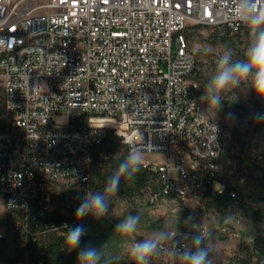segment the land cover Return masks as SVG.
<instances>
[{"label":"built area","instance_id":"2783aa9c","mask_svg":"<svg viewBox=\"0 0 264 264\" xmlns=\"http://www.w3.org/2000/svg\"><path fill=\"white\" fill-rule=\"evenodd\" d=\"M257 6L264 10V0ZM250 15L241 0H0L7 119L0 130V264H45L41 241L36 252L29 246L51 229L82 224L84 235L93 234L74 213L86 198L94 147L109 128L130 153L167 154L161 163L143 162L161 182L147 192L151 202L203 206L209 190L222 192L224 127L198 94L188 31H236ZM187 227L167 229L147 264L191 263L188 254L201 248L189 239L203 241L212 229L195 219ZM203 249L208 258L225 255L213 245ZM126 264H136L131 253Z\"/></svg>","mask_w":264,"mask_h":264},{"label":"rangeland","instance_id":"374dc122","mask_svg":"<svg viewBox=\"0 0 264 264\" xmlns=\"http://www.w3.org/2000/svg\"><path fill=\"white\" fill-rule=\"evenodd\" d=\"M188 33L190 45L197 54L198 66L202 68L206 77L210 76V79L216 74L219 61L225 53L231 57L229 63L242 61L246 59L245 53L254 40L249 27H245L239 33H232V37L226 40L222 38L224 30L215 35L213 28L208 25L196 26ZM220 95L221 102L218 107H211L207 99H202V102L208 113L224 127L225 143L228 148L224 172L236 175L243 171L246 178L251 180L256 176L264 178V173L258 168L263 164L261 152L264 151V117L260 114H264V100L252 91L251 77ZM228 99L243 106L246 113L237 115L226 111L224 102ZM0 108H4L2 96ZM138 153L140 162L161 163L167 158L166 153L159 151ZM249 162L253 165L251 169L247 168ZM247 204L244 206L237 201L233 206L220 212L208 207L205 202L203 206L193 205L184 199L169 198L151 202L147 191L132 199L116 198L107 203L108 209L102 217H95L94 235L96 249L100 255L98 262L126 264L134 241L157 242L167 229L187 230V221L195 219V223L211 227L212 233L203 241L189 239L190 245L196 248L213 245L225 252L224 256L213 258L212 264L225 261L241 247L253 250L250 261L264 264V201L249 198ZM2 209L3 199L0 197V211ZM129 215L140 217L137 230L129 235L117 232L116 225ZM1 220L0 218V228H3ZM223 226H229L230 232H222L220 229Z\"/></svg>","mask_w":264,"mask_h":264},{"label":"trees","instance_id":"16d2710c","mask_svg":"<svg viewBox=\"0 0 264 264\" xmlns=\"http://www.w3.org/2000/svg\"><path fill=\"white\" fill-rule=\"evenodd\" d=\"M196 27H190L191 30ZM213 34H217L224 30L223 40L232 37V33H239L248 25L241 27L239 30L233 31L226 25H212ZM189 36V33H188ZM194 78L198 81V94L201 99V95L205 92L209 82L211 81L210 76L206 77L203 74L202 68L198 66L194 75ZM0 96L4 98L2 91L0 90ZM202 100V99H201ZM225 110L242 115L246 110L244 107L235 102L232 99H228L224 102ZM224 113V112H223ZM78 122L84 121V119H78ZM7 125L5 109L0 108V130L5 129ZM226 137L224 139V150L219 157L221 167L219 170V181L223 185L222 192H212L209 190L205 197V203L208 207H212L217 211H224L230 206H233L237 201L240 204L247 206L249 198L264 201V178L253 177L251 179L246 178V173L240 171L239 173H227L224 172L226 167L225 159L228 156V148L226 147ZM130 154L129 146L123 141V137L114 132L113 129H107L104 139L96 144L93 151V164L91 167V173L89 181L85 184L83 189L84 193L90 196L95 195L99 192L104 196L106 203L116 199H132L138 194L145 191L155 190L161 186L158 172L152 169L149 165L144 166L143 162H140L139 171L135 172L134 175L129 178L128 173L121 174L119 190L115 194L106 193L104 191L106 185L110 181L111 177L116 174L119 169V165L127 160ZM261 158L263 164L258 168L264 173V151L261 152ZM229 166V165H228ZM253 165L249 162L247 168L251 169ZM131 171V168L129 169ZM232 191H235V195H232ZM72 209V208H70ZM73 210V209H72ZM75 214V213H74ZM65 218V217H64ZM89 222L93 234L83 235L80 240V245L73 251H68L65 246V232L67 228L62 230L51 229L45 233H40V240L32 242L29 246L31 252H36L39 247V241L45 250L43 259L45 264H76L77 254L80 248L85 247H97L94 230L96 228V218L94 215H86L83 217ZM52 219L55 221L56 218L53 215ZM76 219V218H75ZM82 219V218H81ZM77 220V219H76ZM79 223L81 222L80 220ZM45 226V225H43ZM76 225H70L74 227ZM4 241L0 239V254L5 252ZM253 250L248 247H241L234 251L232 255L228 256L225 261H219L218 264H250V257L253 255ZM213 258L207 257V264H212ZM98 264H102L98 262ZM258 264V261L255 263Z\"/></svg>","mask_w":264,"mask_h":264},{"label":"clouds","instance_id":"9594fccd","mask_svg":"<svg viewBox=\"0 0 264 264\" xmlns=\"http://www.w3.org/2000/svg\"><path fill=\"white\" fill-rule=\"evenodd\" d=\"M244 10L251 13L250 16H241L240 19L246 22L254 36L253 42L248 47L245 56L246 59L229 63L231 57L225 53L217 66L216 74L209 82L202 99H207L211 107H218L221 102V93L227 89L234 88L242 81L251 77L252 91L261 100H264V10L259 6L253 10L256 0H241ZM264 117V114H260ZM131 168V171L129 169ZM140 155L138 152L130 153L127 160L119 165V169L106 185V193L115 194L119 190L121 174L127 172L129 178L139 171ZM85 199L76 209L75 218L80 220L91 213L96 218L102 217L108 205L103 195L97 192L95 195L88 196L85 193ZM139 216L129 215L121 223L116 225V231L124 235H129L137 230ZM67 228L65 232V246L70 252L80 245L81 237L84 235L85 228L82 224ZM156 242L154 240H144L133 245L131 255L136 264H147L148 258L154 253ZM207 250L199 249L188 254L191 264H207ZM100 255L96 248H80L77 254L76 264H98Z\"/></svg>","mask_w":264,"mask_h":264}]
</instances>
